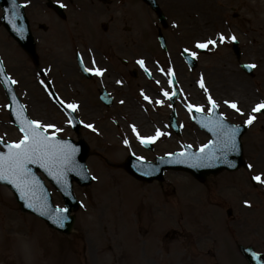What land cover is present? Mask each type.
<instances>
[{
    "label": "rangeland",
    "instance_id": "1",
    "mask_svg": "<svg viewBox=\"0 0 264 264\" xmlns=\"http://www.w3.org/2000/svg\"><path fill=\"white\" fill-rule=\"evenodd\" d=\"M131 2L140 33L136 29V33L125 36H134L135 52L117 54L109 60L131 61L130 68L136 70L142 67L138 61L143 60V67L151 71L154 79L147 80L139 70L137 86L134 83L128 85L121 72L116 70L119 81L131 89L124 85L115 88L116 103L111 110L93 96L94 90L89 88V81L76 65V52L67 44L69 39L63 33L59 41L61 45L66 44L56 54L40 55L39 66L18 52H0L6 71L16 81V92L32 120L55 125L60 131L49 129L48 132L61 138L84 140L89 146L87 166L94 176L88 187L75 185V195L81 206L73 213L75 224L70 235L57 233L37 218L23 213L11 191L0 186V264H246L238 252V245L252 246L264 254V184L252 182L256 175L264 177V117H256L257 122L243 138L247 168L237 173L223 172L199 183L188 174L167 172L163 183L148 185L135 181L123 168L130 154L154 161L156 157L181 151L184 144L198 150L200 145L208 142L207 136L192 127L180 137L162 131L164 135L155 140L152 151L142 146L139 136H154L168 120L166 105L158 106L143 100L145 93L151 97L163 95L165 86L160 81V73L175 72L180 82L181 102L185 106H207L211 95L221 99L220 110L236 123H245L253 115L249 113V107L264 101V87L260 86L261 79L264 80V0H195L201 20L205 21L206 4L219 12L222 33L208 25L210 30L205 34L190 30L192 26L174 0H158L166 15L167 27H162L156 16L147 7L149 12L145 11L140 2ZM256 10L260 14L255 15ZM93 20L104 22L97 17ZM130 25L128 20L122 24L123 27ZM62 28L67 29L64 24ZM82 31L90 37L87 27ZM159 32L167 40L165 58L160 57ZM220 34L237 37L241 51L239 59L232 49L234 41L228 39L221 43ZM208 36L216 39L217 45H210L201 54L195 45L207 42ZM88 42L91 39L84 35L78 34L75 39V45L82 47L79 52L87 66L89 50L84 46ZM183 49H188L190 54L197 52L198 64L194 70L185 66L180 55ZM217 59L229 62L231 71L228 75L214 70L213 60ZM97 60L105 63L104 55L97 56ZM242 63L256 65L253 78L242 71ZM158 64L169 68L164 69ZM231 73L236 80L248 82L249 88L252 79L259 89L254 93L250 90L254 95L248 92V96L240 92L246 104L245 107L238 106L240 112L230 108L232 98L239 97L237 89H242L231 87L226 81L232 77ZM201 79L205 88L200 86ZM47 82L53 84L55 92L65 102L79 106L75 111L83 123L79 136L50 100ZM95 82L91 83L93 88H100L101 82ZM124 98L131 100L136 112L147 118L149 127L138 132L139 136L121 104ZM182 115L186 121V115ZM89 124L93 128L87 127ZM0 138L11 143L22 138L9 118L8 102L1 84ZM48 186L53 192L55 206L63 207L61 196L50 184ZM229 209L233 212L231 217L227 216ZM189 214L198 217L194 226L186 222ZM127 237L137 249L130 259L124 254Z\"/></svg>",
    "mask_w": 264,
    "mask_h": 264
},
{
    "label": "snow or ice",
    "instance_id": "2",
    "mask_svg": "<svg viewBox=\"0 0 264 264\" xmlns=\"http://www.w3.org/2000/svg\"><path fill=\"white\" fill-rule=\"evenodd\" d=\"M14 12L16 6V0H11ZM64 5L61 4V7ZM18 16V13H15ZM10 23L12 24L15 31L19 34H23V29L17 27L16 18H10ZM228 39L236 41L237 37L232 35L231 37H226L224 34H220L219 41L221 43L226 42ZM216 46V39H209L207 42H198L195 47L198 49H207L209 46ZM188 52V49L184 50ZM191 56L196 57L197 52H191ZM95 61L93 60V64ZM142 66L144 61H138ZM247 68H255V64L246 65ZM3 71V69H0ZM85 71L92 72L94 71L96 75H103V70L100 68H86ZM163 71V70H162ZM174 75V74H173ZM173 81L169 80V83ZM11 83L15 84L16 81L12 80ZM43 83V81H42ZM201 88H205L204 82L201 79L200 81ZM207 91V89H205ZM163 95L168 97L170 100L176 95L175 91L169 93L164 91ZM145 100L150 98L145 96ZM208 101L211 104V109L213 113L219 107L215 100L212 99L211 95L208 96ZM157 103L163 104V101H157ZM225 103H229L225 101ZM67 108L71 109L73 112L79 107L75 103H69L66 105ZM230 107L235 109L237 112H240V108L236 103H231ZM195 109L197 112H202L204 109L202 106H196L189 104L188 110L192 111ZM23 105L19 106L18 110L15 112L17 120L20 122V131L23 133V138L16 143H9L6 145L7 152H0V181H7L11 184L19 193L21 199L30 201L28 203L29 208H35L42 215L48 216L53 220L54 223L63 226V222L67 219L63 213L67 212V209H56V214L52 215L51 213L45 211L47 208V202L43 200V197L37 195L40 182L38 178L32 173V170L29 168L30 164H38L40 167L44 168L45 171L52 176L57 182L67 184V174L72 171H76L75 164V154L77 149L68 142L58 140L56 136L49 135L48 130L54 129L55 132H59L60 129L56 128L53 124H44L38 120L29 119L24 115ZM254 112L260 113L264 112V103L257 104L253 109ZM256 119L255 115H250L245 123L251 125ZM71 122V121H70ZM89 128H93V125H87ZM204 127L209 128L210 131H213L217 134V140L209 142V144L203 145L200 148L199 153H180L179 155L185 157V162L188 160L193 161L194 167L204 166V161L216 160L217 152H220L222 155H227L229 152H234L237 148L236 135L239 131L238 127H233L230 130H225V126L222 121H210L208 124H204ZM135 131V126H133ZM164 133L160 130H157L154 136H139L141 143H153L159 137L163 136ZM125 144H128V141H124ZM0 143H3V140L0 139ZM142 159V158H141ZM251 168V165H248ZM145 174H150L149 171H146ZM253 179L259 183L264 184V177L256 175ZM245 203H248L247 201ZM258 256V254H256Z\"/></svg>",
    "mask_w": 264,
    "mask_h": 264
},
{
    "label": "flooded vegetation",
    "instance_id": "3",
    "mask_svg": "<svg viewBox=\"0 0 264 264\" xmlns=\"http://www.w3.org/2000/svg\"><path fill=\"white\" fill-rule=\"evenodd\" d=\"M137 1L140 2V0ZM61 4L64 6L61 7ZM4 5H6L9 18L20 19V21L16 22L17 27H23L21 17H25L27 20L37 56L52 55L59 52L62 48L59 41L61 33L69 39L71 45H75V39L78 34L84 35L88 40L91 39V42H88L90 48L89 60L90 54L93 52L97 55L108 53L115 57L120 53L133 54L135 52L137 43L134 37L125 36L126 33L129 35L133 34L137 24L131 0H16L14 12L11 11L13 9L11 0H0V50L28 55L27 51L12 34L13 32L18 33L14 30L12 24L9 22L8 26H5L2 22ZM15 13H18V16ZM93 17L105 19L106 26L102 25L100 27L102 33L97 26L93 25ZM89 20L91 22L90 26ZM127 20L132 25L123 27L122 24H125ZM62 24L66 25L67 29L62 28ZM8 27L11 28V31H9ZM85 27H87L90 37L87 36L86 32L82 31ZM79 28L80 30H78ZM96 64L102 68L109 65L99 61ZM122 66L126 73L130 64L122 62ZM253 76L254 74L252 73L249 77L253 78ZM165 80L167 85H169V79L165 78ZM262 81L260 86L264 87V82ZM242 83H244L242 84L243 94L248 96V92L251 93L253 91L254 93L256 83L252 79L249 82L250 88L247 85L248 82L244 81ZM102 89H105L104 86ZM164 128L170 131L169 126L165 125ZM184 128H187V126L183 125Z\"/></svg>",
    "mask_w": 264,
    "mask_h": 264
},
{
    "label": "water",
    "instance_id": "4",
    "mask_svg": "<svg viewBox=\"0 0 264 264\" xmlns=\"http://www.w3.org/2000/svg\"><path fill=\"white\" fill-rule=\"evenodd\" d=\"M143 1L156 11L161 23L165 24L166 22L165 17L159 10L156 0H143ZM161 42L164 45V40L162 37H161ZM234 48L236 49V52L239 53L237 51V44H234ZM187 59L192 67L196 65V62L191 57H188ZM0 69H3L1 61H0ZM245 69H249V68L245 67ZM87 77H89V74H87ZM0 79L3 85L5 86L7 96L10 100V104H11L10 108L12 113L11 117L13 119V122L15 123V125H17L20 128V122L19 120H17L15 116V112L18 110L19 106L21 105L17 96L15 95L11 81L5 75L4 69L3 71H0ZM64 108L72 120L74 130L76 131V133H79L81 129L80 121L76 119L73 112L69 108H67L66 106H64ZM24 115L27 116L25 111H24ZM174 124H175V119H174ZM231 128H233V126H228V125L225 126V130H230ZM245 131H246L245 128L239 129L236 135L237 148L234 152H229L226 156L222 155L220 152H217L218 159L204 161V166L194 167L193 161L188 160L187 162H185V157L180 156L179 155L180 153H176L173 156H168L163 159L158 158L156 160L157 161L156 163H147L142 160H138L134 156H130L125 163V168L131 175H133L138 180L149 183L155 180L163 181L164 173L167 170L185 171L193 175L199 181L204 182L211 175H217L223 172L224 170L233 172L245 166V163L243 161V147L241 145V137L244 135ZM209 134L212 138L211 141L217 140L218 137L215 132L209 130ZM57 139L61 140L59 138ZM61 141L68 142L77 149V152L74 157L76 164V171H72L67 174L66 185L64 183L57 182L52 176H50L45 171L44 168L40 167V165L38 164H30L29 168L32 170V173L38 178L40 182V187L37 195L43 197V200L47 202V208L45 209V211L51 213L52 215H55L56 209L58 208H54L51 199V193H49L47 187L45 186L44 181L41 179L38 173L39 172L43 173V175L52 183V185L55 186L57 190L62 194L63 199L65 201V206H66L65 209L68 210L67 212L63 213V215L67 217V219H65L63 222V226L54 223L51 218L42 215L35 208H29L28 203L30 201L21 199L20 193L7 181H0V184L8 186L14 192L17 202L19 203V205L21 206L24 212H29L34 214L40 217L41 219L45 220L52 228L68 234L71 232L74 223V217L71 216V213L79 206V203L77 202L73 194V181H76L81 186H87L92 182V177L89 175V172L86 168V159L88 155V146L86 145V143L81 140L77 143L74 142L73 140H61ZM0 144L2 145V147L5 150L4 152L6 153L7 144H3V143ZM147 147L149 149L152 148L151 146H147ZM199 151L194 152L190 147L185 146L183 153L185 154L199 153ZM0 152L3 151L0 150ZM146 171H149L150 174H145ZM229 214H231L230 211ZM239 249L250 264H264V255L258 254L257 256L256 255L257 253H255L252 247L245 248L243 246H240Z\"/></svg>",
    "mask_w": 264,
    "mask_h": 264
},
{
    "label": "bare ground",
    "instance_id": "5",
    "mask_svg": "<svg viewBox=\"0 0 264 264\" xmlns=\"http://www.w3.org/2000/svg\"><path fill=\"white\" fill-rule=\"evenodd\" d=\"M194 1L195 0H174L176 7L180 8L182 15H184L187 18L188 24L192 26L190 27V30L201 31L202 33L205 34V32H209L210 29L208 28V25H210L211 27H214L215 30L217 28V30H219L222 33V26L219 23L218 9H216L214 6H211L210 4H206L204 6L205 11H206L204 15L205 21H203L201 20L200 15L198 14V11L195 9L196 5L194 4ZM254 14L255 15L260 14V11L256 10ZM184 24H186V22ZM208 39H211V38H209L208 36ZM213 62H214L213 68L215 71L223 72L224 75H228L229 72L231 71L230 69L231 66L227 60L217 59V60H213ZM231 76L232 77L230 79L228 78L226 80L228 83L231 84V87L237 86V88H242V84L244 83H241L239 80H236V77L234 76V74L231 73ZM242 90L243 89H237V94H239L237 96L239 97L236 98L234 96L231 100V103H236L237 106L245 107L246 104L243 100L245 98L243 97L242 99V96L240 94V92L244 93V91ZM145 95L149 97L150 99H153V97H151L148 93H145ZM122 104L123 106L126 107L125 112L127 113V118L132 121L133 125L137 128V132L140 133L141 131L147 130L149 127L147 118L143 117L145 116L144 114H140L139 112H136L135 108L132 105L133 102L127 98H124V100L122 101ZM249 110L250 109H248V111ZM197 219L198 217L196 215L189 214L186 222H189L191 226H194ZM193 229H195V227H193ZM197 238L199 239V237ZM198 239H195V240L198 241ZM132 244H133L132 240H130L128 237L127 239L124 240V254L129 259L136 255L135 254L137 250L136 245H132Z\"/></svg>",
    "mask_w": 264,
    "mask_h": 264
}]
</instances>
